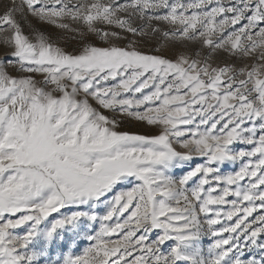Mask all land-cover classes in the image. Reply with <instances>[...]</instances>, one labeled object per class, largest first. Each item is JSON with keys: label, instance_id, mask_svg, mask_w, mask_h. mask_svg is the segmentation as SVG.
<instances>
[{"label": "snow or ice", "instance_id": "1", "mask_svg": "<svg viewBox=\"0 0 264 264\" xmlns=\"http://www.w3.org/2000/svg\"><path fill=\"white\" fill-rule=\"evenodd\" d=\"M2 8L0 264H264V0Z\"/></svg>", "mask_w": 264, "mask_h": 264}, {"label": "rangeland", "instance_id": "2", "mask_svg": "<svg viewBox=\"0 0 264 264\" xmlns=\"http://www.w3.org/2000/svg\"><path fill=\"white\" fill-rule=\"evenodd\" d=\"M121 2H127V0H121ZM4 3V0H0V11L3 10L2 5ZM27 23V27L25 28V31L28 32L29 28H35L37 30H44L45 33H52L54 37H56L59 34V30L53 28L52 26L49 25H45L42 24L41 22L32 20L30 22H26ZM59 39L62 42V46L68 47L69 50H72L73 48L77 47V43L72 41L71 36H69L67 38V42L65 41V37L60 36ZM131 39V38H129ZM129 41H124V43H128ZM139 46L141 47L142 50L144 51H155L156 48H162V44H158L156 43L155 40H152L151 38L149 39L148 43H143L140 42ZM197 51H199V48L196 49ZM4 49H0V57H2L4 55ZM162 54L164 55H171V52L167 51V50H163ZM219 59H223V57L219 58ZM39 78V77H38ZM121 129L122 130H127V131H132V132H140V133H156L157 129L154 126H149L146 123H141V122H137L135 120H131V119H126L123 120L121 123ZM197 162H202V160H198ZM235 170L234 166L232 165H227L224 166L222 168V172L227 174L231 171ZM180 174V171H177V175ZM17 232H21V229L16 230ZM207 243H210L209 241H206L205 243V247L207 246ZM88 244L87 241H83L78 243V245L72 249V251H74L75 253L79 254L80 252H82L83 248L86 247ZM67 251V249H65Z\"/></svg>", "mask_w": 264, "mask_h": 264}]
</instances>
